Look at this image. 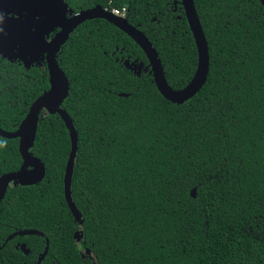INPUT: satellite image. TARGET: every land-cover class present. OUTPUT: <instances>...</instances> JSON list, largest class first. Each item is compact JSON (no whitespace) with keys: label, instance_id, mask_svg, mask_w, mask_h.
I'll use <instances>...</instances> for the list:
<instances>
[{"label":"trees","instance_id":"16d2710c","mask_svg":"<svg viewBox=\"0 0 264 264\" xmlns=\"http://www.w3.org/2000/svg\"><path fill=\"white\" fill-rule=\"evenodd\" d=\"M65 1L72 12L125 7L168 85L177 91L191 80L197 49L180 0ZM193 1L209 70L183 103L160 94L142 49L112 23L88 19L69 34L56 59L69 81L61 106L78 138L71 197L82 237L63 192L69 130L58 113L41 114L31 153L45 177L9 185L0 201V264H264V5ZM125 59L146 70L138 75ZM49 87L44 63L0 55V128L16 130ZM21 165L18 139L0 136V175ZM21 229L43 236L5 242Z\"/></svg>","mask_w":264,"mask_h":264},{"label":"water","instance_id":"95a60500","mask_svg":"<svg viewBox=\"0 0 264 264\" xmlns=\"http://www.w3.org/2000/svg\"><path fill=\"white\" fill-rule=\"evenodd\" d=\"M259 1L264 5V0ZM180 2L196 45L197 66L188 84L183 89L176 91L168 85L160 57L151 41L136 26L130 24L125 17L114 15L100 6L79 10L68 16L67 14H71L72 10L68 8L65 0H0V7L15 6L33 14L32 16H23L20 14L21 11L17 10L16 17L7 16V14L0 16V55L9 60L19 59L27 67L31 61L39 62L44 59L50 82V87L31 103L16 130L9 132L0 128V136L18 139V150L22 159L19 169L0 175V201L9 185H31L40 182L45 177V164L31 153V148L41 114L58 113L68 128L71 138V147L64 169L63 192L65 201L78 222L75 236L78 240L81 239L83 219L71 197V178L78 138L73 121L61 106L69 91V81L56 59V53L80 23L93 18L105 19L126 33L142 49L148 59L154 82L160 94L168 101L183 103L194 96L206 82L209 70V52L194 1L180 0ZM33 18H37V21L34 22ZM55 27L59 28L58 32L47 40V35ZM24 54L25 58L22 56ZM27 56L30 58L28 59ZM124 64L127 68L135 71V62L130 64L126 59ZM141 65L139 63L138 66ZM195 192L196 189L192 188L190 194L195 196ZM25 234L43 236L40 231L35 229H21L11 233L5 242L16 235ZM45 240L46 246L41 258L44 257L48 248L47 239ZM18 246L22 252L28 253V248L24 243ZM80 248L82 253H88L87 249ZM38 262L41 264V259Z\"/></svg>","mask_w":264,"mask_h":264},{"label":"flooded vegetation","instance_id":"af4514ba","mask_svg":"<svg viewBox=\"0 0 264 264\" xmlns=\"http://www.w3.org/2000/svg\"><path fill=\"white\" fill-rule=\"evenodd\" d=\"M17 10H19V11H21L20 12V14H22L23 16H26V15H30V16H32L33 14H31V13H29L27 10H20V9H18L17 7H15V6H10V5H5V6H2V7H0V16L1 15H3V14H7V16H14V17H16L17 16V14H16V11ZM77 12V11H76ZM76 12H72L71 14H67L68 16H70V15H72V14H74V13H76ZM35 17V16H34ZM40 17H41V15H40ZM33 21L35 22V21H37V18H33ZM58 30H59V28L57 27H55L54 29H52L50 32H49V34L47 35V40H49L51 37H53L57 32H58ZM62 46V45H61ZM61 48V47H60ZM24 58L26 57L25 56V54L24 55H22ZM27 58L29 59L30 58V56H27ZM31 58H34V57H32L31 56ZM13 60H19V59H13ZM126 60V59H125ZM128 60V59H127ZM19 61H21V60H19ZM22 62V61H21ZM133 62H135V71L134 72H136L138 75H140L141 73H142V71H145L146 70V67L143 65V63L141 62V61H137V59H134L133 61H129L128 60V63H133ZM23 63V62H22ZM45 64V67H46V62H45V60L43 59V60H39V62H37V61H31V62H29L28 63V67H30V66H32V65H39V66H41L42 64ZM139 63H141L142 65L141 66H138L139 65ZM131 70V69H130ZM133 71V70H132ZM20 243H18V244H16V246H18ZM36 264H39V262L37 263V261H36ZM42 264V263H41Z\"/></svg>","mask_w":264,"mask_h":264},{"label":"built area","instance_id":"2783aa9c","mask_svg":"<svg viewBox=\"0 0 264 264\" xmlns=\"http://www.w3.org/2000/svg\"><path fill=\"white\" fill-rule=\"evenodd\" d=\"M109 11L112 14H114V15H117V16H120V17H124L126 9H125V7H122V8H111Z\"/></svg>","mask_w":264,"mask_h":264},{"label":"clouds","instance_id":"9594fccd","mask_svg":"<svg viewBox=\"0 0 264 264\" xmlns=\"http://www.w3.org/2000/svg\"><path fill=\"white\" fill-rule=\"evenodd\" d=\"M104 9H106V8H104ZM107 10V9H106ZM108 11H109V9H108ZM111 13V12H110ZM125 17V16H124Z\"/></svg>","mask_w":264,"mask_h":264}]
</instances>
